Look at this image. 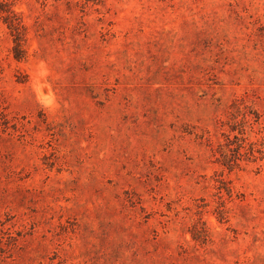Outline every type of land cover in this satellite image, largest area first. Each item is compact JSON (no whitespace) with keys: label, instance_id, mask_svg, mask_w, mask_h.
Returning a JSON list of instances; mask_svg holds the SVG:
<instances>
[{"label":"rangeland","instance_id":"1","mask_svg":"<svg viewBox=\"0 0 264 264\" xmlns=\"http://www.w3.org/2000/svg\"><path fill=\"white\" fill-rule=\"evenodd\" d=\"M0 2V264H264V0Z\"/></svg>","mask_w":264,"mask_h":264},{"label":"trees","instance_id":"2","mask_svg":"<svg viewBox=\"0 0 264 264\" xmlns=\"http://www.w3.org/2000/svg\"><path fill=\"white\" fill-rule=\"evenodd\" d=\"M0 5H2V2H0ZM2 11L7 13V14H10V13L12 14V12L9 9H2Z\"/></svg>","mask_w":264,"mask_h":264},{"label":"bare ground","instance_id":"3","mask_svg":"<svg viewBox=\"0 0 264 264\" xmlns=\"http://www.w3.org/2000/svg\"><path fill=\"white\" fill-rule=\"evenodd\" d=\"M44 83H45V82H44ZM43 85H44V84H43ZM43 85L41 84L40 86L43 87ZM39 89H40V88H39ZM49 96H50V95H49ZM49 96H48V97H49Z\"/></svg>","mask_w":264,"mask_h":264}]
</instances>
